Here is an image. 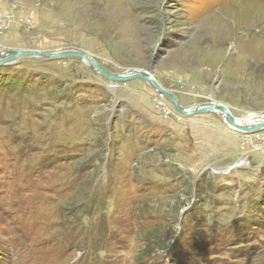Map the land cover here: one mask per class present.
<instances>
[{
  "label": "rangeland",
  "instance_id": "1",
  "mask_svg": "<svg viewBox=\"0 0 264 264\" xmlns=\"http://www.w3.org/2000/svg\"><path fill=\"white\" fill-rule=\"evenodd\" d=\"M20 49L264 115V0H0ZM85 64L0 65V264H264V129Z\"/></svg>",
  "mask_w": 264,
  "mask_h": 264
},
{
  "label": "water",
  "instance_id": "2",
  "mask_svg": "<svg viewBox=\"0 0 264 264\" xmlns=\"http://www.w3.org/2000/svg\"><path fill=\"white\" fill-rule=\"evenodd\" d=\"M33 56H40L45 58H54V57H72L77 58L83 62V60H88L89 63L83 62L86 66L91 65L92 71L98 72L103 77L108 79L111 82H117V81H126L134 78L143 79L145 81H149L153 84V88L164 95L166 98H168L174 109L182 114V115H196V114H204L213 112L215 108H218L221 113L224 116H227L226 108L223 104L217 103V102H209L206 104H202L199 108L191 107L194 105H190L188 109L183 110L181 108V105L177 102L176 97L169 91L162 88L157 81L154 79V77L146 72L141 70V72H128V73H109L105 71L93 58H91L89 55L81 52H73V51H61V52H44L37 49H20V50H11V51H0V65L7 64L9 62H12L20 57H33ZM95 69V70H94ZM111 87H113L112 84H110ZM227 118V117H226ZM225 120V119H224ZM226 121V120H225ZM230 123V122H229ZM228 125V124H227ZM229 128L236 129L239 132H256L261 129H264V116H261V120L259 123L253 125V126H236L235 124L230 123L228 125Z\"/></svg>",
  "mask_w": 264,
  "mask_h": 264
},
{
  "label": "bare ground",
  "instance_id": "3",
  "mask_svg": "<svg viewBox=\"0 0 264 264\" xmlns=\"http://www.w3.org/2000/svg\"><path fill=\"white\" fill-rule=\"evenodd\" d=\"M83 62L85 63H88V60H83ZM96 71V70H95ZM133 72H141V70H138V71H133ZM150 85L153 86V84L149 81H147ZM201 106V105H200ZM200 106H197L196 108H199ZM181 108L183 110H186L190 107H183L181 106ZM226 108V107H225ZM214 111H216V113L218 114H221L222 115V119L224 120V122L226 124H235L236 126H241V125H246V126H253L257 123H259V121L261 120V116H264L262 114H258V113H254V112H250V113H247L246 115H244L242 118H238V117H235L231 114V112L226 108V111H227V116H224L221 111L218 109V108H215ZM227 117V118H226ZM230 122V123H229ZM232 129V128H231ZM234 131H237L236 129H232ZM239 132V131H237ZM243 133H246V132H243Z\"/></svg>",
  "mask_w": 264,
  "mask_h": 264
},
{
  "label": "crops",
  "instance_id": "4",
  "mask_svg": "<svg viewBox=\"0 0 264 264\" xmlns=\"http://www.w3.org/2000/svg\"><path fill=\"white\" fill-rule=\"evenodd\" d=\"M190 126H191L193 129H195V127L192 125V123H190ZM203 127H204V125H203ZM189 134H192L191 131L189 132ZM194 142H195V138H194ZM194 146H195V145H194Z\"/></svg>",
  "mask_w": 264,
  "mask_h": 264
}]
</instances>
